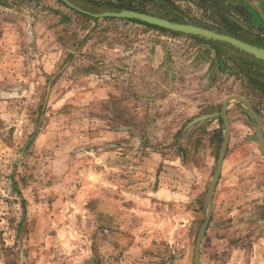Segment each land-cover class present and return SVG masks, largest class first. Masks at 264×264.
Here are the masks:
<instances>
[{"label":"rangeland","instance_id":"374dc122","mask_svg":"<svg viewBox=\"0 0 264 264\" xmlns=\"http://www.w3.org/2000/svg\"><path fill=\"white\" fill-rule=\"evenodd\" d=\"M91 1L139 6L262 47L231 22L264 34V21L247 14L250 0L179 1L177 17L170 0ZM68 7L0 0V264H193L224 136L221 105L241 96L264 123V60ZM226 114L201 262L264 264L256 124L239 102Z\"/></svg>","mask_w":264,"mask_h":264},{"label":"water","instance_id":"95a60500","mask_svg":"<svg viewBox=\"0 0 264 264\" xmlns=\"http://www.w3.org/2000/svg\"><path fill=\"white\" fill-rule=\"evenodd\" d=\"M62 1L65 2L69 7L75 10H79L81 12H84L86 14H89L95 17L96 16H101V17L107 16V17L133 18V19H137L145 23L159 26L162 28L175 30V31H181L184 33H191V34H195V35L202 36L205 38H210L213 40L226 42L236 47L239 51L246 52L248 54L253 55L255 58L264 60V47H259V46L250 44L239 38L233 37L225 33L214 31L206 27L197 26V25H193V24L185 23V22L172 21V20H169L159 15L157 16V15H153V14H149V13H145V12H141V11H137L133 9H127V8H122L120 10H105L100 13H91L89 11H86V10H83L77 7L75 4H73L69 0H62ZM236 23L239 25H242L241 22L239 21H236ZM231 101L239 102L245 105L246 109L253 117L255 124H256V128H257L256 142H257V145H258V148L261 154L264 156V143H263V132L261 128V123H260L259 117L257 116L256 112L251 107V104L249 103L247 99L241 96L234 95V96L227 97L223 101L221 108H220V112H219V116L221 117L222 123H223L224 136H223L222 143L217 153L214 172H213L212 178L208 184V187L205 193V205L207 207V211H206L204 220L195 238L194 249H193V260H192L193 264H202L201 258H200L201 242H202V238L205 233V230L207 228V224L209 223L211 215H212L213 190L219 179V175H220L221 168H222V162L224 159V154H225L228 140H229V120L226 114V106L228 102H231Z\"/></svg>","mask_w":264,"mask_h":264},{"label":"flooded vegetation","instance_id":"af4514ba","mask_svg":"<svg viewBox=\"0 0 264 264\" xmlns=\"http://www.w3.org/2000/svg\"><path fill=\"white\" fill-rule=\"evenodd\" d=\"M179 1L183 2L185 0H170L168 2V10H170V12H174L172 15L174 17H177L178 16V13L175 11L177 8H179L180 6L177 4ZM189 1V0H188ZM97 4V3H96ZM106 5V4H105ZM105 5H100V7L102 6H105ZM108 6L110 7H121V8H125V7H139V6H132L131 4H121V3H116V4H107ZM260 10H262L263 12V15H264V0H250L249 1V5H248V16L249 18H251L252 20V23H255L256 20H260L262 22V20L264 21L263 17H262V14L260 13ZM262 19V20H261ZM235 27L238 29V30H242L244 32H246L247 34H249L251 36L252 39H249V41L251 43H255V44H260L262 45V47H264V34H258L257 33V30L253 29L252 27L249 28V26L247 27H240L238 24L236 25V23H234L233 21H231ZM233 35H235L236 37H238L239 39H243L245 40L246 38H243L240 34L238 33H233ZM250 57V55H249ZM253 58V57H251ZM255 59V58H253ZM262 79L264 80V77H262ZM264 85V83H263Z\"/></svg>","mask_w":264,"mask_h":264},{"label":"trees","instance_id":"16d2710c","mask_svg":"<svg viewBox=\"0 0 264 264\" xmlns=\"http://www.w3.org/2000/svg\"><path fill=\"white\" fill-rule=\"evenodd\" d=\"M81 4H76L77 7L83 9V10H86V11H90V12H100V11H103V10H120L121 7H110L108 6L107 4L105 6H102L100 7L99 4H96L94 1H91V0H80ZM74 14L78 15V16H82V17H88V18H91L92 16L91 15H88L84 12H81L79 10H75L71 7H68ZM126 8H133L135 10H142V9H137V8H134V7H126ZM93 18V17H92ZM136 21V20H134ZM142 23V22H141ZM146 25H149L147 23H144ZM158 29H161L162 28H158Z\"/></svg>","mask_w":264,"mask_h":264},{"label":"crops","instance_id":"0c3cea01","mask_svg":"<svg viewBox=\"0 0 264 264\" xmlns=\"http://www.w3.org/2000/svg\"><path fill=\"white\" fill-rule=\"evenodd\" d=\"M261 127H262V132H263V143H264V123L261 125ZM248 137H250L249 134H248ZM222 166H223V162H222ZM221 171H222V168H221ZM220 174H221V172H220Z\"/></svg>","mask_w":264,"mask_h":264}]
</instances>
